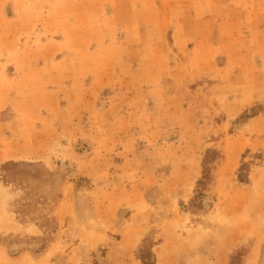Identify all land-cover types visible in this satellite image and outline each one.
<instances>
[{
	"label": "rangeland",
	"instance_id": "rangeland-1",
	"mask_svg": "<svg viewBox=\"0 0 264 264\" xmlns=\"http://www.w3.org/2000/svg\"><path fill=\"white\" fill-rule=\"evenodd\" d=\"M241 10L264 0H0V264H264Z\"/></svg>",
	"mask_w": 264,
	"mask_h": 264
},
{
	"label": "crops",
	"instance_id": "crops-1",
	"mask_svg": "<svg viewBox=\"0 0 264 264\" xmlns=\"http://www.w3.org/2000/svg\"><path fill=\"white\" fill-rule=\"evenodd\" d=\"M232 9V8H231ZM229 11L230 8H229ZM232 12L235 13L236 11H234L232 9ZM237 15H231L230 19H236V20H246V19H249V18H252V19H258V20H262L264 19V15H261V12L260 11H249V10H241L240 12L238 11L236 13ZM157 264H159V259L157 258Z\"/></svg>",
	"mask_w": 264,
	"mask_h": 264
},
{
	"label": "trees",
	"instance_id": "trees-1",
	"mask_svg": "<svg viewBox=\"0 0 264 264\" xmlns=\"http://www.w3.org/2000/svg\"><path fill=\"white\" fill-rule=\"evenodd\" d=\"M217 157H219V155H218L217 152H215V151L207 152V155L205 156V159H204L205 162L203 163V180H201V182L199 183V185L204 186L208 182L209 175L207 174V171H208V169H207V163H208L209 159L212 160L213 158L215 159ZM8 165L10 166L12 164H5L3 167L6 168ZM151 264H153V263H151Z\"/></svg>",
	"mask_w": 264,
	"mask_h": 264
}]
</instances>
